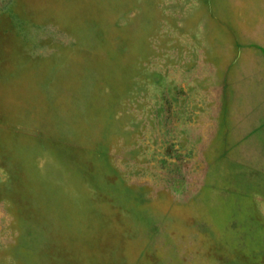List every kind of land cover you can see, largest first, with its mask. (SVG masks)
I'll return each instance as SVG.
<instances>
[{
  "label": "rangeland",
  "instance_id": "374dc122",
  "mask_svg": "<svg viewBox=\"0 0 264 264\" xmlns=\"http://www.w3.org/2000/svg\"><path fill=\"white\" fill-rule=\"evenodd\" d=\"M0 264H264V0H0Z\"/></svg>",
  "mask_w": 264,
  "mask_h": 264
}]
</instances>
